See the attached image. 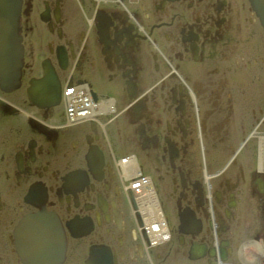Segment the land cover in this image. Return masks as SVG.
<instances>
[{
  "label": "flooded vegetation",
  "instance_id": "flooded-vegetation-1",
  "mask_svg": "<svg viewBox=\"0 0 264 264\" xmlns=\"http://www.w3.org/2000/svg\"><path fill=\"white\" fill-rule=\"evenodd\" d=\"M22 12L20 86L0 90V264H57L17 249V226L38 212L65 230L61 264H97L102 251L112 264L144 263L114 163L126 152L139 156L174 219L188 213L206 229L208 176L230 243L241 220L264 233L253 161L264 135V37L251 0H24ZM46 59L60 80L76 60L75 75L116 98L120 113L106 121L114 151L98 126L54 125L61 108L29 101ZM188 241L178 243L184 252Z\"/></svg>",
  "mask_w": 264,
  "mask_h": 264
},
{
  "label": "bare ground",
  "instance_id": "bare-ground-1",
  "mask_svg": "<svg viewBox=\"0 0 264 264\" xmlns=\"http://www.w3.org/2000/svg\"><path fill=\"white\" fill-rule=\"evenodd\" d=\"M263 1L259 2V5H255L253 3V6L255 7V10L257 12L256 16L258 17L263 27L262 36L264 37V11L260 9V7L263 5ZM23 4L24 0H16L14 5L10 7V9L14 13L17 12V8L20 10V13H18L17 16L19 30L17 27H15L13 30V35L17 34L18 40L15 41L13 44L9 43L3 45L0 49L7 55L8 65L6 70L12 76L13 79L16 75L17 77L18 75L22 76L25 61L26 46L24 43L22 26V19L24 16V12H22ZM14 58L18 59V62H20L19 65L18 62L14 63ZM64 67H66V63L64 64ZM54 71H56V68L49 64V61L46 59L43 64V78L41 79L45 80L46 83L52 82L53 86H49L48 88L43 89H37V83H35L36 81L30 80V88L28 90L29 101L34 106L40 109H46L47 111L54 108H61L63 111V118L57 117L52 123L54 125H66L71 128H74L75 126L87 125L92 130H96V127L98 126V129L105 137V142L110 144L109 151H114V147L111 144V138L108 135V128L106 127L108 126V123L106 121L112 118L108 114L115 111L117 109V106L115 104L101 106L99 100L94 98L92 92H90V97L88 96V94L81 96L79 94V89L77 88H85V83L83 82V79H78L81 78V76H75V65H70L68 72L64 76V83H62V79L60 80ZM51 79L55 80L56 82L52 81ZM8 86L9 82L6 83L3 78L0 77V90L3 93H8V90H6ZM55 88L58 91L55 90ZM56 92H58V94ZM38 93H41L42 96L50 95L51 98L54 100L52 101L48 97L43 99L42 96H38ZM0 96L3 95H1L0 93ZM101 100H103L102 97ZM15 109L21 110L25 113L27 112V110L24 108L16 107ZM34 113L35 112H33L35 118L33 117L32 120L37 122H45L44 119L46 117L38 119L37 115ZM263 139L264 135L261 137L260 146L255 151V153H253V161L254 168H257L259 172L254 174V178L260 179L264 184V173H262L264 172V162L262 155L264 149ZM114 163L116 168L121 173H124L123 187L129 199V207L131 210L130 213L137 224V231L139 233L138 235L142 247H144L145 255L144 263L142 264H165L169 260V256L173 249H177L184 256V251L178 245H172V243L166 244L161 242L168 236V234L172 235L173 237V231L168 232V215L170 211L163 202H158L156 193L154 196L153 192L150 191L154 188V186L152 184H149L151 180L149 176H143L142 180L144 184H141L138 180H136V177L132 172L140 174L139 166L141 165V162L137 163L134 157L129 156L127 154H123L121 156L115 155ZM134 169H136L137 171H135ZM205 178L207 183V199L209 205L211 206L208 217L209 229H205L204 231L202 225H200L192 230L196 231L200 229V231L197 233L191 232L192 240L188 241L189 236L185 234L181 235L176 240L178 243L184 241H188V243L192 242V245L196 243L197 245L202 246L204 248L206 255L201 256L199 258H191L190 247L188 249L187 256H184V258L188 261L186 263L177 264H230L231 261H223V258L220 255L223 249V242L227 243L224 248L227 251L228 260H230L232 257L236 260L241 259L243 253L247 252L252 256L249 257L248 261L245 260L244 264H262L261 260H264V233L252 231L253 233L251 234V237H249V239L245 238L243 241L236 244V240L234 238V227L239 226V223H236L233 227V235L231 234V239L234 241V245L231 244L228 240L230 236L227 231H223L221 228L218 229L214 225V210L212 206V201L217 197V192L213 189L212 183H210L211 179L208 176ZM78 181L80 182V176L78 177ZM157 191L160 192L158 188ZM62 229L64 231L65 237L63 238L64 242L66 241L67 249V238L63 226ZM159 236L160 241L156 243V240ZM160 243L165 245L164 248L161 246ZM146 245H148L149 247ZM156 252L160 253L159 259L155 255ZM30 255L32 256V258H35L34 254L30 253ZM64 259L65 256L63 259L58 260L57 264H61Z\"/></svg>",
  "mask_w": 264,
  "mask_h": 264
},
{
  "label": "water",
  "instance_id": "water-1",
  "mask_svg": "<svg viewBox=\"0 0 264 264\" xmlns=\"http://www.w3.org/2000/svg\"><path fill=\"white\" fill-rule=\"evenodd\" d=\"M16 0H0V49L3 45L13 44L18 40L17 34L13 35V30L15 27L19 30L18 24V13L20 10L17 8V12L14 13L10 7L14 5ZM264 6V1H263ZM7 55L0 50V77L7 83L9 86L6 90L10 91L19 87L21 75L13 79L12 76L7 72L6 68L8 65ZM18 62V59L14 58V63ZM11 63V60H10ZM20 62H18V65ZM6 78V79H5ZM52 80V79H51ZM56 82L55 80H52ZM37 89L48 88L53 86L52 82H45V80H39L37 82ZM55 90H57L55 88ZM58 91V90H57ZM58 94V92H56ZM54 95V93H53ZM48 97L50 100H54L51 96H42V98ZM198 221L192 218H183L180 225V232L191 233L199 232L200 229L192 231L191 228L187 227L189 225L198 226ZM200 226V225H199ZM17 239L19 241V247L21 252L28 254H34L41 260H45L48 263L52 261L63 259L66 251V241L64 242V231L62 225L57 220V218L47 212H38L27 216L21 223L16 232ZM227 245L226 242H223L222 257H227V251L224 248ZM205 250L202 246L194 243L191 246L190 257L199 258L205 256ZM97 264H112L111 257L107 252L102 251L100 257L98 258Z\"/></svg>",
  "mask_w": 264,
  "mask_h": 264
},
{
  "label": "rangeland",
  "instance_id": "rangeland-1",
  "mask_svg": "<svg viewBox=\"0 0 264 264\" xmlns=\"http://www.w3.org/2000/svg\"><path fill=\"white\" fill-rule=\"evenodd\" d=\"M132 149H129L128 151H130ZM249 152V151H247ZM128 153V152H126ZM250 153V152H249ZM215 155V154H214ZM249 155L248 153H246V156ZM245 156V157H246ZM244 157V158H245ZM213 159V156H212ZM222 163V161L220 160L219 164ZM244 199H250V197L248 198V191L244 190ZM170 220L173 223V217L172 215L169 214ZM246 221V220H243ZM261 222V221H260ZM239 226H235L234 227V238L236 240V244L243 241L245 238L249 239V237H251V234L253 233L252 231H254V229L256 228V222L252 223L250 226L248 225V223H244V225L247 227L245 228L244 225H242V221L239 222L238 224ZM177 240H175L174 242H172V245L176 243ZM165 250V249H164ZM183 252V251H182ZM246 253V252H245ZM184 254V253H183ZM247 254V253H246ZM155 255L157 256V258L159 259L160 253L156 252ZM184 256H187V254L185 253ZM184 256L177 250V249H173L171 251V254L169 256V260L165 263V264H177V263H186L188 260L184 258ZM142 264V263H139Z\"/></svg>",
  "mask_w": 264,
  "mask_h": 264
},
{
  "label": "built area",
  "instance_id": "built-area-1",
  "mask_svg": "<svg viewBox=\"0 0 264 264\" xmlns=\"http://www.w3.org/2000/svg\"><path fill=\"white\" fill-rule=\"evenodd\" d=\"M139 182H140L141 184H144L142 179H140ZM249 255L252 256L251 254H249Z\"/></svg>",
  "mask_w": 264,
  "mask_h": 264
}]
</instances>
